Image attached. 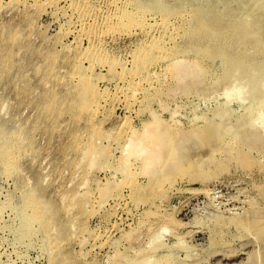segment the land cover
Here are the masks:
<instances>
[{
	"label": "rangeland",
	"instance_id": "rangeland-1",
	"mask_svg": "<svg viewBox=\"0 0 264 264\" xmlns=\"http://www.w3.org/2000/svg\"><path fill=\"white\" fill-rule=\"evenodd\" d=\"M154 2L185 5L167 25L135 0H0V154L20 146L1 157L20 155L0 171V264H264V0ZM194 8L244 25L238 43L197 49L213 35L192 39ZM245 113L262 136L232 152Z\"/></svg>",
	"mask_w": 264,
	"mask_h": 264
},
{
	"label": "bare ground",
	"instance_id": "bare-ground-1",
	"mask_svg": "<svg viewBox=\"0 0 264 264\" xmlns=\"http://www.w3.org/2000/svg\"><path fill=\"white\" fill-rule=\"evenodd\" d=\"M131 2H133V1H131ZM139 3V4H138ZM183 3H185V1H183ZM179 4V5H177V7L175 6V8H174V10H172V11H168V10H166V8L164 7V5H162V4H158V3H156V2H154V0H135V3L134 4H136V5H134V6H138V5H142V6H139V8L140 7H142V8H144V10H146V12L147 11H149L150 13H153V12H161V15H162V17H161V19L164 21L163 23H166L167 25L169 24V18H172L173 16H181L182 14H181V12L179 11V9H180V7H181V5H182V7H183V5H185V4ZM264 3V2H263ZM138 4V5H137ZM143 4H146V5H144L143 6ZM148 4V5H147ZM132 5H133V3H132ZM139 8H138V10H139ZM184 8V7H183ZM136 9V8H135ZM137 10V11H138ZM143 10V11H144ZM202 11H203V9H201ZM132 12H134V11H132ZM131 12V13H132ZM142 12V11H141ZM145 11L143 12V14L144 13H146ZM139 13V12H138ZM148 13V12H147ZM146 13V14H147ZM149 13V14H150ZM201 12H200V10L199 9H192V11H191V13L190 14H188L189 15V20H190V18L191 19H198L199 17H200V21L198 22V25H194L193 27H195L194 29V32H193V37H192V39L193 40H195V41H199V40H201V39H203L204 37L206 38V37H208V36H211V35H213V36H215V37H210L209 39L207 38V40L205 41V43H207V46L205 47V45L204 46H201V47H197L196 45L198 44H202V42L201 43H197V44H195L194 46L198 49V48H200V50L201 49H205V55H209V53H211V51H212V48H219V47H222V46H227L229 43H231L232 42V44L235 42V40H236V36L238 37V35L236 34V32L238 31V29L241 27V26H235V27H233L231 30L229 29V31H227V32H225V31H219L218 30V28H217V26H211L210 24H209V20H208V18L204 15L203 16V14L201 15L200 14ZM134 14H136V13H134ZM133 14V15H134ZM124 15V14H123ZM133 15H131V16H133ZM142 15V14H141ZM157 15V14H156ZM125 16V15H124ZM138 16V15H137ZM144 16H145V14H144ZM170 16H172V17H170ZM136 17V16H135ZM146 17V16H145ZM145 17H142V18H144L145 19ZM157 17V16H156ZM183 17V21H188V19L187 18H185L184 16H182ZM188 17V16H187ZM132 18V17H131ZM138 18V17H137ZM141 18V17H140ZM151 18V17H150ZM124 19H126V18H124ZM175 19V18H174ZM177 19V18H176ZM122 20V19H121ZM130 20V19H129ZM138 20L140 21V19L138 18ZM147 20V19H146ZM146 20H144V21H146ZM179 20V19H178ZM181 20V19H180ZM199 20V19H198ZM131 21V20H130ZM133 21H134V18H133ZM142 21V20H141ZM137 22V21H136ZM180 22H182V21H180ZM140 23V22H139ZM139 23H137L138 25H139ZM142 24H145V22H141ZM161 23H162V21H161ZM174 23V22H173ZM134 24V23H133ZM149 23H147V25H148ZM165 24V25H166ZM170 24H171V22H170ZM181 24H183V23H181ZM135 25V24H134ZM142 26H146V25H142ZM164 25L162 24V27H163ZM173 26V25H172ZM131 27V26H130ZM166 27H168V26H166ZM179 27H181L180 26V24H179ZM169 28V27H168ZM171 28V27H170ZM175 28H177V27H175ZM241 28H245L244 27V25L241 27ZM141 29V28H140ZM164 29H165V26H164ZM163 29V30H164ZM173 30H175L174 29V27L172 28ZM247 29H250L248 26H247ZM166 30H168L169 31V29H166ZM165 30V31H166ZM164 31V32H165ZM200 31V32H199ZM219 31V32H218ZM217 32V33H216ZM171 33V32H170ZM169 33V34H170ZM172 33H174V31L172 32ZM215 33V34H214ZM166 34V33H165ZM211 34V35H210ZM235 34V35H234ZM168 36V35H167ZM178 36V35H177ZM169 37H172V36H169ZM234 37V38H233ZM239 39V38H238ZM162 40H163V38H162ZM172 40V38H170L169 40L167 39L166 41H171ZM176 39H174V41H175ZM173 41V42H174ZM203 41V40H202ZM169 43V42H168ZM238 42H235V44H237ZM165 44V43H164ZM163 46V45H162ZM231 46V45H230ZM241 46V43L239 42V47ZM229 47V46H228ZM171 48V47H170ZM195 49V48H194ZM162 51V50H161ZM204 54V53H203ZM150 55V54H149ZM144 58V57H143ZM177 60V59H176ZM142 61V60H141ZM177 62V61H176ZM196 64V63H195ZM223 64H225V63H223ZM197 65H198V63H197ZM139 67V66H138ZM189 67H192L191 65L189 66ZM224 67L226 68V69H228L229 70V66L226 64V65H224ZM181 68V67H180ZM197 67H194V69H196ZM192 69V68H191ZM190 69V70H191ZM225 69V70H226ZM182 70V69H181ZM187 70V69H186ZM189 71V70H188ZM227 71V70H226ZM181 73V72H180ZM192 73V70L190 71V73L189 74H191ZM196 73V72H195ZM199 73V72H198ZM188 74V75H189ZM180 75H182V74H180ZM186 75H187V73H186ZM192 75V74H191ZM202 74H199V76H201ZM199 76H196V78L197 77H199ZM183 78H185V77H183ZM195 78V79H196ZM188 79V78H187ZM202 79V78H201ZM199 80V79H198ZM185 81V80H184ZM196 83H198L197 81H196ZM259 95H260V101H262V99H264V97H263V92H262V95L259 93ZM242 98V97H241ZM257 99V100H258ZM241 100H244V99H241ZM246 102V101H245ZM254 102H255V100H254ZM258 102V101H257ZM251 106V105H250ZM248 110H250V109H248ZM248 112V111H247ZM252 112V111H251ZM249 113V112H248ZM246 114L245 113V115L244 116H242V118H238V120H242V121H238V125H242L241 126V130H240V132H239V134L238 135H236V144H234V146H233V150L234 151H232L231 150V148L229 149V148H227V149H229V150H227V154L229 153V152H235V150H237V152H241V153H245L246 154V152H243L244 151V149L243 148H241V147H239V146H241L240 145V143L241 144H251L252 145V143L254 142V141H256V140H260L261 138V136H262V132H260V124H257V120L255 121V120H253V118L252 119H250V116H249V114ZM247 115V116H246ZM262 116V115H261ZM258 117H260V115L258 116ZM257 117V118H258ZM263 118V117H262ZM260 119V118H259ZM261 120H259V122H260ZM258 125H260V126H258ZM219 126V125H218ZM202 129H204L203 127H201ZM201 128H199V130H201ZM213 132H217L218 130H220V128H213ZM199 134V132L198 131H195L194 132V134ZM221 134V133H220ZM223 135L221 134V136H219L220 138L222 137ZM153 139H154V137H153ZM156 140V139H155ZM166 140V139H165ZM160 141L162 144H165L166 143V141ZM230 142V141H229ZM240 142V143H239ZM156 143H157V141H156ZM178 144H177V146H175L174 147V151L176 150H179L181 147H183L182 146V144H185V141H181V142H177ZM214 143H212L211 145H213ZM215 145L217 146V147H222L223 146V143H221V141L219 142V141H215ZM249 145L247 146L248 148H250L249 147ZM186 146V145H185ZM230 146V145H229ZM244 146V145H243ZM258 146V145H257ZM19 142H18V139H16V138H9V142L8 141H5L4 143H3V146H2V149H3V153H2V155H6L7 156V152L8 151H16V150H19ZM246 147V146H245ZM185 148H187V147H185ZM214 148H216V147H214ZM225 148V147H224ZM143 149H145V148H143ZM143 149H142V152H144L143 151ZM172 149V148H171ZM219 149H221V148H219ZM243 149V150H242ZM222 150H223V147H222ZM221 150V151H222ZM226 150V149H225ZM173 151V150H172ZM171 151V152H172ZM229 151V152H228ZM19 152V151H18ZM182 152V151H181ZM174 153V152H173ZM240 153V154H241ZM262 153V152H261ZM155 155L154 156H152L151 155V157L149 156V158L153 161V160H155L154 158H159L160 157V153H154ZM229 154H231V153H229ZM237 154H239V153H237ZM239 154V155H240ZM2 155L0 154V171L2 170V169H6V167H8V165H10L11 167H13V166H16L15 164L17 163V160L20 158V157H18V156H20L19 154L16 156H13V157H9V158H5V160L3 159L2 160ZM238 155V156H239ZM252 155V154H251ZM184 156H186V155H184ZM183 156V157H184ZM228 156V155H227ZM241 156V158L240 157H238V159H243V156L245 157V155H240ZM157 158V159H158ZM226 159V158H225ZM165 161H166V163L168 162H171V161H173V163H174V165L176 166V167H179L180 166V163L182 162L181 160H182V158H181V156L179 155V156H173L171 153H170V151H169V153L167 154V155H165V159H164ZM149 161V160H148ZM237 161H239V160H237ZM243 161H246V160H243ZM151 162V161H150ZM155 162V161H154ZM154 162H152V164L154 165ZM150 164V163H149ZM160 164V163H159ZM203 164V163H202ZM241 164H242V161H241ZM247 164V163H246ZM255 164V163H254ZM257 164V163H256ZM264 165V164H263ZM9 166V167H10ZM160 166V165H159ZM165 166V165H164ZM158 167V166H157ZM260 167V166H259ZM163 169V168H162ZM262 170V169H261ZM260 170V171H261ZM3 171V170H2ZM14 171H15V169H14ZM4 172V171H3ZM0 175H1V173H0ZM11 177V176H10ZM2 186V185H1ZM258 188V187H257ZM32 203H35V201H32ZM3 204V203H2ZM8 204V203H7ZM3 205H5V203L3 204ZM8 205H10V204H8ZM7 205V206H8ZM1 208H6V206H0ZM0 208V209H1ZM31 209V210H30ZM35 211L36 212V210L37 209H35L34 208V205L32 206V204L30 203V206H26L25 208H23L22 210H19V214L17 215V217H15V219L17 218L18 220H19V226L17 225L16 227H15V231H16V229H18V230H20V231H18L19 233H21V231H22V233L24 234H22L25 238H28V239H32V238H34V237H36L37 235H40V236H42L41 234H38L39 233V226H42V224L44 223V220H43V214L41 213V212H39V211H37V215L36 214H34V213H31V211ZM30 211V212H29ZM14 212V211H13ZM15 212H18V210L17 211H15ZM237 213V212H236ZM246 214V213H245ZM250 214V213H249ZM251 214H253V213H251ZM250 214V215H251ZM13 215H15V214H13ZM253 216H255V215H253ZM14 217V216H13ZM246 217V216H245ZM250 218L252 217V215L251 216H249ZM247 218V217H246ZM254 218V217H253ZM231 219V218H230ZM239 219H241V218H239ZM248 220H249V218H248ZM254 221H256L255 219H253ZM238 221V220H237ZM245 220L243 219V221H241L240 223L242 224V223H244L245 224V222H244ZM11 222H13L12 220H11ZM236 222H234V224H235ZM237 223H239V222H237ZM12 224V223H11ZM248 224H251V223H248ZM45 225V224H44ZM43 225V226H44ZM12 226H14V225H12ZM239 226V225H238ZM249 226H253L252 224L251 225H249ZM9 227V226H8ZM10 227H11V225H10ZM13 228V227H12ZM242 228H245V227H242ZM10 228H8V230H9ZM39 229V230H38ZM12 231V230H11ZM10 231V232H11ZM14 231V232H15ZM19 233H17V234H19ZM16 235V234H15ZM22 236V238H24ZM15 237V236H14ZM19 237H21V236H19ZM17 238V237H16ZM41 238V237H40ZM261 238V237H260ZM12 239V238H11ZM37 239H38V237H37ZM16 241H18V239L16 240ZM35 241V240H34ZM39 241V240H38ZM14 242V241H13ZM18 243V242H17ZM34 243V242H33ZM19 244V243H18ZM26 244V243H25ZM29 244H27V246H28ZM39 245V244H38ZM161 245V244H160ZM159 244L157 245V246H160ZM13 246H14V244H13ZM31 246V244L29 245V247ZM22 247H23V245H22ZM26 247V246H25ZM39 247H41V246H39ZM161 247V246H160ZM31 248V247H30ZM32 248H34L33 247V245H32ZM156 248H158V247H154V250L156 249ZM39 249V248H38ZM261 249H263V248H261ZM32 250V249H31ZM153 250V252H155ZM260 250V249H259ZM47 250H45L44 252L45 253H47L46 252ZM256 252V251H255ZM40 254H41V252H40ZM257 254H259V253H257L256 252V254H255V256L253 255V257L251 256V259H252V261H255V264H258V262H261V261H258L257 262V259H256V255ZM150 256V255H149ZM264 256V255H263ZM153 258H155V257H153ZM258 258V257H257ZM264 258V257H263ZM151 259V258H150ZM168 259V258H167ZM259 259V258H258ZM53 260V259H52ZM153 260V259H152ZM250 260V259H249ZM50 261V260H49ZM155 261V260H154ZM154 261H150L151 262V264H153V263H155ZM163 261V260H162ZM166 261V260H165ZM168 261V260H167ZM171 261V260H170ZM148 262V261H147ZM157 262H158V260H157ZM159 263V262H158ZM157 263V264H158ZM166 264H167V262H165ZM165 263H163V264H165ZM169 264H172V263H170V262H168ZM49 264V263H48ZM148 264V263H147ZM161 264V263H160ZM254 264V263H253Z\"/></svg>",
	"mask_w": 264,
	"mask_h": 264
}]
</instances>
